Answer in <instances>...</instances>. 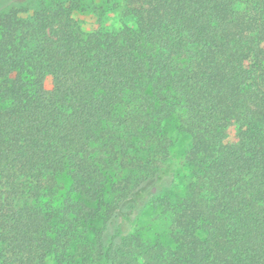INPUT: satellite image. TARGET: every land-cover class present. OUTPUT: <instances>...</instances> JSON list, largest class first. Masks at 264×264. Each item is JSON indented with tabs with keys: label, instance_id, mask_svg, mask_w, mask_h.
<instances>
[{
	"label": "trees",
	"instance_id": "trees-1",
	"mask_svg": "<svg viewBox=\"0 0 264 264\" xmlns=\"http://www.w3.org/2000/svg\"><path fill=\"white\" fill-rule=\"evenodd\" d=\"M120 2L117 31L0 14V264H264V0Z\"/></svg>",
	"mask_w": 264,
	"mask_h": 264
},
{
	"label": "rangeland",
	"instance_id": "rangeland-1",
	"mask_svg": "<svg viewBox=\"0 0 264 264\" xmlns=\"http://www.w3.org/2000/svg\"><path fill=\"white\" fill-rule=\"evenodd\" d=\"M44 0H0V14L10 10H16L20 18L28 19L32 12L36 11ZM79 7L72 13L80 30L84 33L94 31H117L124 26H130V22L121 16L120 0H78ZM171 139L172 145L168 149L165 158H161L159 166L165 169L172 165L173 174L168 189L172 195L180 198L185 193L187 171L183 165V156L189 145V138L179 134L173 127L165 128ZM229 139L234 135L233 129H229ZM144 213V214H143ZM141 219V220H140ZM137 221L136 227L149 226L153 229V235L163 238L168 231V221L156 210L142 212V217ZM100 225L99 220L94 227Z\"/></svg>",
	"mask_w": 264,
	"mask_h": 264
}]
</instances>
